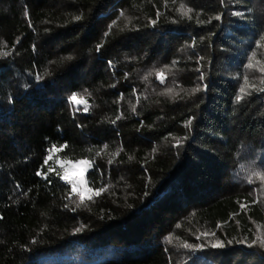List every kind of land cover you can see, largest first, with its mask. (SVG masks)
I'll return each mask as SVG.
<instances>
[{"label": "trees", "instance_id": "obj_1", "mask_svg": "<svg viewBox=\"0 0 264 264\" xmlns=\"http://www.w3.org/2000/svg\"><path fill=\"white\" fill-rule=\"evenodd\" d=\"M0 51V264H264V0H0Z\"/></svg>", "mask_w": 264, "mask_h": 264}, {"label": "snow or ice", "instance_id": "obj_2", "mask_svg": "<svg viewBox=\"0 0 264 264\" xmlns=\"http://www.w3.org/2000/svg\"><path fill=\"white\" fill-rule=\"evenodd\" d=\"M180 11L182 12L183 15H188L190 12H191V9H188L186 8V6H184L183 4L180 6ZM78 19V18H77ZM216 19H220L219 16L216 17ZM0 54H7V53H4L2 51H0ZM254 58V56H253ZM255 65L253 63H249L248 67H254ZM261 71H264V68H261ZM157 77L159 79H161V81L163 82V78H164V71L161 70L160 72H157L156 73ZM41 77H38V79H40ZM247 83V81H246ZM262 83H264V81H262ZM252 87H255V85H251ZM244 89H241V91L243 92ZM173 92L172 89H168L167 90V93L168 94H171ZM70 101L73 102V103H85L86 104V100L84 99L83 96H79L77 94H73L70 98ZM237 99L239 100L240 97H237ZM87 107L84 108V111H87ZM133 110H135L133 108ZM189 124H191V121L188 122ZM49 159H51V156H49ZM71 163V162H69ZM77 164H88V161H77L76 162ZM90 166V165H89ZM50 171H52L53 169H49ZM39 174V173H38ZM255 175L261 180V181H264V173H261V172H258V173H255ZM62 179H64L65 181L67 182H71V192L72 193H78L79 194V198H80V201L83 202L84 199H85V192L84 191H81L80 187H78V182L82 183V181L80 180L79 177H73L69 174V171L68 169H65L64 170V173L61 177ZM88 192H92V189H86ZM100 191H103V189H101ZM95 195H99L100 192L99 191H96L94 193ZM88 199H91V196L89 195L87 197ZM76 231H80V229H76ZM205 235H207V233H205ZM257 241L260 242L261 246H264V237H257L256 240H253L252 243H257ZM213 247H224V245L220 242H217L215 244H213Z\"/></svg>", "mask_w": 264, "mask_h": 264}, {"label": "rangeland", "instance_id": "obj_3", "mask_svg": "<svg viewBox=\"0 0 264 264\" xmlns=\"http://www.w3.org/2000/svg\"><path fill=\"white\" fill-rule=\"evenodd\" d=\"M56 148H53L50 150V153L47 157V160L50 161L51 168L56 170L60 176L62 177L64 170L68 169L69 174L73 177H79L82 183L78 182V187H80L81 191L85 192V198H87L89 195L91 196L93 193H95L93 190L92 192H88L86 189H89L87 182H86V172L91 167V164L88 160L80 159L77 161H88V164H77V161H70V160H63L60 157L55 155ZM49 156H51V159H49ZM71 162V163H69ZM90 165V166H89ZM64 180V179H63ZM67 182V181H66ZM71 186V182H67ZM78 194V193H76ZM79 195V194H78Z\"/></svg>", "mask_w": 264, "mask_h": 264}]
</instances>
